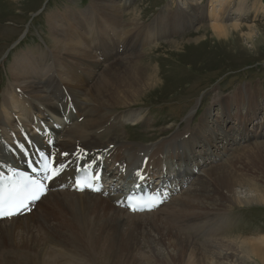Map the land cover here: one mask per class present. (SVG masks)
I'll list each match as a JSON object with an SVG mask.
<instances>
[{"label":"bare ground","instance_id":"obj_1","mask_svg":"<svg viewBox=\"0 0 264 264\" xmlns=\"http://www.w3.org/2000/svg\"><path fill=\"white\" fill-rule=\"evenodd\" d=\"M108 1L113 2V0ZM131 1L125 0L124 7H130ZM196 1L200 2L201 0ZM232 1L209 0L213 8L198 15L199 7L194 5L192 1L186 0L185 4L189 5L190 10L193 11L192 13L188 10L185 12L189 18L195 20L200 18L201 21L210 19L213 21L211 25L201 27L195 34H199L203 30V33L206 34L211 28L212 37L220 38L228 34L230 30L242 27L241 24L226 25L225 23L226 18H230ZM216 4L221 5L222 8L217 10L215 8ZM182 9L186 10V8ZM182 9H179L182 12L175 16V18L177 17L175 19L177 23L181 18L179 16L184 13ZM243 10L244 8L240 5L237 14L242 15ZM144 12L145 10L140 13V17L144 16ZM78 19V17L74 18L70 15L61 20L69 24L67 29L69 37L62 28L58 29L59 33L57 35L59 40L67 44L68 51L75 57V60L72 64H69L68 59H62L58 68L63 70V67L68 65L71 71L65 72L66 80L75 82L74 78L80 76L78 71L83 69L82 64L85 63L81 57L106 53L102 58L103 64L95 61L91 64V69L86 70L88 72L87 80L90 82L94 81L96 76H99L100 79L93 88L89 87L84 81L75 82V85L72 84V89L67 93L61 90L58 85V72L53 70L54 66L52 69L49 68L51 71L45 76L40 74L28 75L33 80L25 87V90L20 91V94L31 99L23 98L21 101L13 103L14 106L12 107L16 108L18 106L22 110L19 111L18 115L29 119L38 113V119L43 120L42 127L39 128L38 123L31 120L29 123H33L35 130L39 131L38 136L29 133L27 135L21 130H19L17 136L16 129H20L23 123L20 120L14 126L17 119L13 114H9V117L14 119L11 121L14 127L10 126L11 131L9 130L12 132L11 138L15 136L12 145L14 143L16 145L9 146V148L6 146L2 151L0 172L6 174L13 169L26 170L25 152L17 147L18 143L28 149L27 152L32 159L36 158L37 150H40L43 153L52 155L56 166L64 164L66 167L63 168L59 176L51 181L48 195L38 203L40 205L49 198L48 205L41 209L39 218L32 217L33 214H30L0 221V258L5 250H10L15 255L7 258L8 264L13 262L19 264L18 253L20 250L35 251L38 255L32 261V264L53 263L52 258H57V255H53L51 248L44 244L46 242L47 245L53 247L50 233L55 227L59 230L63 229L61 224L58 226V222L54 224L55 214L59 212L63 217H67L69 222L72 220L71 232L73 235L77 236L78 239L80 235L85 238L89 254H76L85 257L83 261L89 260L92 262L96 260L97 264H124V259H130V256H132V254L107 253L109 248L113 247V243H108L106 237H101L95 232L94 221L102 219V223L114 224L118 227V229L111 228L114 234L109 238L116 242L122 241V229L127 227L128 242L125 246L129 249L135 248L140 240L148 241L152 248L156 243L163 248L166 241L176 242L179 256L178 258L175 257L174 260H177V264H189V260H186L185 257L190 260L203 258L197 264H205L206 254L217 259L215 264H228V260L236 253H244L242 255L247 256L249 261L251 259L258 261L259 259L264 262V249L263 244L261 245L264 238H243V240L236 241V244L232 246L231 242L225 244V240H214L219 232L210 225L209 221L205 222V220L214 216L213 213L233 210V206H231L232 208L226 206L216 209L217 205H214L209 198L213 184L218 188L225 189L226 196L236 206L241 208L251 205L264 206V194L252 187L247 186L249 198L242 200L238 197L235 190L237 181L234 179L236 176L234 170L240 167V163L235 162L232 158H226L228 153L234 154L244 144L247 146H243L241 149L250 147L256 149L258 147V152L264 155V144H261V140L264 138V125L261 132L257 131L258 127L256 128L258 122L253 125L252 129L248 128V126L251 127L254 119H258L256 109L261 104L258 97L245 94L246 87H243L238 95H243V102L247 105L250 103L253 110L251 112L247 111L246 115H241L239 107H237L236 113L223 108L225 110L221 112L218 120L215 121L217 123L212 128L208 126L207 130L206 120L211 117V114L206 112L201 117L200 126H202V131H198V136L193 129L192 133H188L189 129L187 127L185 134L176 132L170 137L152 143L131 142L126 132L129 123L135 125L141 122L144 127L146 126L149 129L152 128V124L155 122L151 123L148 117L141 116L140 118L135 113L122 110L143 105V100L140 98L144 94L155 92L163 85L156 68L138 58V47L142 46L144 39L142 37L137 39L136 36L131 35L135 31L141 36L143 33L148 32L149 26L140 25L136 19L130 18L122 27V33L127 32V36L122 45H119L116 27L118 24H122L120 10H110L107 14H94L89 17L82 16L79 21ZM155 20L157 21V19ZM245 26L258 28V25ZM170 31L173 33L172 29ZM87 37L94 45L91 54L81 48L83 42L86 43ZM56 38L58 37L56 36ZM151 41L156 42L149 36L146 42ZM183 41H171L166 44L170 46L172 54H176L181 52V49H186L187 44L195 46L200 44L199 42H203L199 38H194L183 46ZM97 44H104L105 48L103 49L101 46L97 48L95 46ZM33 65L34 63L26 64L22 69H29ZM129 69H134V73L128 72ZM51 72H55V74L47 76ZM24 76L25 74L17 75L14 79L17 80L19 77ZM199 104L200 101L190 110L186 123H190L195 116ZM7 112L12 113L8 109L5 110V114ZM1 119L2 117L0 118V124L3 123ZM60 120L64 123L59 122ZM170 128L171 126L168 125L159 131L164 135ZM20 135H23V139L19 137ZM186 135H189L187 139H185ZM2 146L0 143V147ZM229 147L231 148L229 149ZM200 148L201 154H198L197 150ZM252 149L243 151L242 155L246 156L248 151ZM9 152L13 153L14 159ZM64 153H67L65 157ZM5 154H10L11 160L4 158ZM205 159L213 160V164L208 165L207 169L199 163L205 161ZM89 165H92V167L89 168ZM83 168L93 169L95 173L99 172L104 182L111 185V189L107 193L108 197H102L103 194H95L94 196L91 193L75 192V177ZM196 170L199 174L194 172ZM137 172L142 173L143 181L152 182L154 189L159 185H155L156 181H164L167 185L174 187V194H176L178 187L185 188V185L196 176L198 177L196 183H198L199 188L194 192L191 191V193L190 191L185 192L186 197L180 203V200L172 201L173 203H170L171 205L168 206L167 211L160 213L158 210L159 212L143 213L148 217L140 218L139 215L142 214H132L118 208L119 206L122 207L124 198L122 194H119L123 191V183L127 182L128 185L135 183L139 179L136 175ZM115 181L117 182L114 183ZM195 210H201L203 214L195 217ZM206 210L208 213H206ZM104 215L112 220L120 218L122 221H107ZM18 220H21V223ZM8 221H11L12 224H2ZM218 226L220 231L225 229L221 222ZM138 229L143 232L141 235L136 234ZM3 234L5 235L2 236ZM21 234L22 241L19 242L17 240ZM106 234L109 235L110 233ZM142 235H144V239ZM198 237L205 240V243L200 246L202 249L194 243V240ZM211 244L214 245L211 246ZM6 245H9V247H4ZM58 246L62 248L61 245ZM191 252L195 254H191ZM198 254L199 256H197ZM67 255L62 254L65 258ZM166 260L170 263L168 258ZM191 264H196V260L191 261Z\"/></svg>","mask_w":264,"mask_h":264},{"label":"rangeland","instance_id":"obj_2","mask_svg":"<svg viewBox=\"0 0 264 264\" xmlns=\"http://www.w3.org/2000/svg\"><path fill=\"white\" fill-rule=\"evenodd\" d=\"M124 1L125 0H113V2L108 0H0V118L2 117L1 120L3 122L0 124V137L2 139L0 143L3 145L0 147V158L6 146L9 148V146L16 145L15 143L14 145H12V143H7L5 140V137L8 138L7 135H12L10 126H16L17 122L21 120L23 123L21 125L22 131H27L31 135L36 134L34 126L29 122L31 120H40L38 119V113L36 116L31 115L32 117L29 119L28 117H21L18 115L21 110L18 106L16 108L12 107L14 106L12 105L13 103L21 101L23 98L31 99L20 94V91L25 90V87L33 80L28 75L40 74L45 76L54 66L53 70L58 72V85L61 90L67 93L72 89L71 85H75V82L84 81L89 87L93 88L100 79L99 76H96L95 80L90 82L87 80L88 72H86V70H90L91 64L95 61H99L103 64L102 58L106 53H97L95 56L81 57L85 63L82 64L83 69L78 71L80 76L74 78L75 82L66 80L65 72L68 70L71 71L68 65L64 66L63 70L58 68L62 59H68L69 64H72L73 60H75V57L68 51L69 47L67 44L59 40V36L57 35L59 33L58 29L62 28L69 37L67 32L69 24L61 20L70 15L80 19L82 16L89 17L94 14H107L110 10H120L122 24H118L116 27L119 45H122V42L127 36V32L122 33V27L130 18L136 19L137 23L140 25L149 26L148 32L143 33L141 36L135 31H133L131 35L136 36L137 39L141 37L144 39L142 46L138 47V58L140 60L142 59L141 61L143 62L150 63V65L156 68L159 79H161L163 85L160 89L155 90V92L148 93L147 95L144 94L140 98L143 100V105L134 106L130 108L131 110L128 108L127 110H122L135 113L139 115L140 118L141 116L144 118L148 117L151 123L155 122L152 124V128L149 129H147L146 126L144 127L141 123L136 125H132L131 123L128 124L126 132L131 142L143 144L152 143L159 139L170 137L176 132L185 134V129L187 127L189 129L188 131H192L193 129L198 136V131H202L200 120L203 114L206 112H210L211 114V117H208L206 120L207 130L208 126L212 128L217 123L215 121L218 120L221 112L225 110L223 108L229 109L232 113H236L237 107H239V113L241 115H246L247 111L251 112L253 109L250 103L247 105L243 102V95H238V92L243 87H246L244 90L245 94L256 96L258 97V101L261 102L256 111L258 112L259 108L262 110L264 109V0H233L231 2L232 9L230 11V16L231 14L234 16L232 15L230 18L227 17L225 23L226 25L241 24L242 27L232 29L228 34L220 38L212 37L211 28L206 34L203 33L204 30L199 34H195L201 27H207L211 25L213 21L210 19L201 21L200 18L198 20L189 18L185 12L188 10L192 13L193 11L190 10L191 7L189 5L185 4L186 0H132L131 6L128 8L124 7ZM188 1H192L194 5L199 7L197 11L198 15L213 8L209 0H201L200 2L196 0ZM240 5L244 8L243 12L245 11L242 15L237 14ZM182 8H186V10ZM215 8L220 10L222 6L216 4ZM179 9H182L184 13L179 16L181 18L177 23L175 20L177 17L175 18V16H178L179 12H182ZM143 10H145L143 13L144 16L140 17V13ZM155 19H157V21ZM245 25H258V28H251ZM171 29L173 33L170 31ZM55 35L58 38H56ZM149 36L156 42H146ZM189 38L191 39L189 40ZM194 38H199L200 41L203 42H199L200 44L195 46H189L190 44H187L188 46H186V49H181V52L176 54H172L170 46L166 44L171 41L184 40L182 44L185 46L186 43H189ZM85 41L86 43L83 42L81 48L87 50L91 54L92 50H94V45L88 37ZM95 46L97 48L100 46L103 49L105 48L104 44H97ZM29 63H34V65L29 69L23 70L22 68ZM141 67L144 68L143 66ZM49 68L51 69L49 70ZM131 70L129 69L128 72L134 73L135 70ZM24 74V77H19L17 80L14 79L15 76ZM53 74H55V72H51L47 76ZM198 101H200V104L194 116L195 120L193 117L190 123H186L188 113L196 106ZM242 106L245 111L241 108ZM7 109L12 113L7 112L5 114V110ZM212 110H214V114H218L214 115ZM9 114H13L17 119L14 126H12L11 123L14 119L12 117L10 118ZM263 115L264 113H262L260 118H262ZM256 120L257 119L253 120L252 127L256 124ZM59 122L64 123V121L61 120ZM168 125L171 126V128L165 132L164 135L161 134L159 130ZM248 128L250 129V126H248ZM38 134L36 136H38ZM20 137L23 139V135H20ZM14 138L15 136L12 137V140ZM261 144H264V138L261 140ZM243 146L247 145L244 144ZM241 148L234 154L231 152L228 153L226 158H232L235 162L240 163V167L234 170V173H236L234 179L237 181L235 183V190L237 191L238 197L245 200L248 196L250 197V195L247 194V186L257 189L264 194V155L258 152V147L256 149H252L254 147ZM248 149L252 150L248 151L246 156H243L242 152ZM9 153L13 157V153ZM10 154H5L3 157L11 160ZM205 161L207 160L205 159ZM196 182L197 178L191 180L184 190L168 202V206L171 205L170 203L172 201L176 202L180 200V203L184 200L186 197L185 194L188 191L191 193V191L194 192V190L198 189L199 185ZM219 194L222 196H219ZM223 194H225L224 197ZM209 198L214 205H217L216 209L233 206V208L231 207L233 210L213 213L214 216L212 218L205 220V222L209 221L210 225L219 232V235H217V238H214V240H225V244L231 242L230 244L234 246L236 241L243 240V238H264V206L251 205L242 208L236 206V204L226 196L225 189L221 187L218 188L215 184L211 187ZM48 201L49 198L44 200L42 204H38L37 210L31 213L33 214L32 217L35 216V218H39L41 216V209L48 205ZM168 206L161 208L159 210L160 213H163L165 210L167 211L169 208ZM195 213V217L203 214L201 210H195ZM206 213H208L207 210ZM139 217L147 218L148 216L142 214L139 215ZM64 218L65 216L63 217L59 212L55 214L54 224L58 222V226L61 224L63 229L59 230L55 227L50 233L53 247L47 245L46 242L44 244L51 248L53 255H57V258H52L53 263L50 264H97L96 260L92 262L89 260L83 261L85 257L76 255L89 254V250L87 249V244L83 235H80L78 239V237L71 232L72 220L69 222L67 217ZM104 218L112 222L121 220L120 218L112 220L105 215ZM225 219L227 221H225ZM224 221L227 222V224ZM18 222L21 223V220H18ZM102 222V219L94 221L95 232L101 237H106L108 243H113V247L111 249L109 248L107 253L132 254L130 259H124V264H177V260H174L175 257L178 258L179 256V249L176 246V242L166 241L163 248L156 243L152 248L148 241L140 240L135 248L129 249L125 246L128 242L127 227L122 229V241L116 242L109 238L114 234L111 228L115 227L118 229V227L114 224L108 225ZM220 222L225 228L221 231L218 229V224ZM7 223H9L8 225L12 224L11 221L2 224L7 225ZM106 233L110 234L107 235ZM142 233L140 229L136 231L138 235ZM142 236L144 239V235ZM19 237L17 241L21 242L22 234ZM232 241H234V244ZM194 243L199 246L198 248L202 249L200 246L205 243V240L198 237L194 240ZM262 244L264 245V240L261 241V245ZM58 245H61L62 248ZM212 245L214 244H211V246ZM263 245L262 247L264 249ZM4 247H9V245ZM18 254L19 264H32V261L38 255L35 251L26 252L22 250H20ZM62 254L68 255L65 258ZM191 254L195 253L191 252ZM242 254L244 253H236L237 256L232 255L227 263L238 264L243 262L242 264H264V262L259 259L258 261L254 259L249 261V258ZM13 255L15 254H12L10 250H5L3 256L0 258V264H8L7 258ZM197 256H199V254ZM165 258H168L170 263L167 262ZM185 258L189 260V264L194 260H196L197 264L198 261H202L203 259L196 258L190 260L187 257ZM216 260L217 259L211 258L209 254H206L205 264H215ZM12 264L18 263L13 262Z\"/></svg>","mask_w":264,"mask_h":264},{"label":"snow or ice","instance_id":"obj_3","mask_svg":"<svg viewBox=\"0 0 264 264\" xmlns=\"http://www.w3.org/2000/svg\"><path fill=\"white\" fill-rule=\"evenodd\" d=\"M17 147L27 154L28 149L24 145L18 143ZM39 155L40 160L37 163L41 167H34L30 159L28 161V167L33 173L39 175L41 177L40 179L33 178L25 172H17L14 169L11 170L12 175L7 177L3 172H0V220L11 219L17 215L24 214L26 211H30V206L34 205L36 201L40 200L46 194L48 182L59 176L63 168L66 167L64 164L53 166V156L50 154L39 153ZM63 155L66 156L67 153ZM90 167L92 165H89ZM136 175L138 178L143 179L141 172H137ZM82 177L83 179H77L75 181L78 191L88 189L98 192L101 190L98 183L101 179L99 172L88 178V169L86 168L82 170ZM162 202V200L157 199L151 203V206L148 203L137 204L136 206L129 203L127 206L132 211H151Z\"/></svg>","mask_w":264,"mask_h":264}]
</instances>
